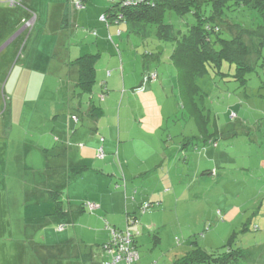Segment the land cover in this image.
Listing matches in <instances>:
<instances>
[{
  "label": "rangeland",
  "instance_id": "obj_1",
  "mask_svg": "<svg viewBox=\"0 0 264 264\" xmlns=\"http://www.w3.org/2000/svg\"><path fill=\"white\" fill-rule=\"evenodd\" d=\"M101 1L104 9L99 23L113 50L106 56H114L119 69L105 66L107 59L104 58L103 79L97 77L94 102L97 106L101 103L102 94H97L98 85L102 80L110 81L108 72H112L113 76L118 73L120 95L117 94L114 112L106 111V116L99 117L101 126L98 139L104 138L107 144L114 142L115 146H125V156L132 161L131 166L138 175L129 178L123 210L118 216L120 221L108 219L109 223L103 222L99 230L107 233L108 228L109 232L110 229L125 232L127 216L137 217L139 226L130 227L132 233L139 232L134 239L141 259L137 264H176L197 249H203L213 256L241 249L248 251L249 256L238 264H264V44L260 46V54H257L259 40L245 36V43L249 47L246 64L252 68L245 75L246 85L231 77L223 79L210 74L199 79L203 93L198 103L210 116L209 128L214 130L216 126L221 133L217 141L218 149L213 145L203 149L195 121L182 106L178 72L170 60L175 45L159 41L155 29L144 40L128 33L124 24L108 26L102 17L112 5L108 0ZM25 9H30L25 0L22 8L10 10L6 5L0 6V14L4 15L0 24H3L5 31H11L12 25L15 31L18 22L19 31H22L25 23L32 19V16L23 18L26 16ZM224 18L247 30L264 27V16L248 10L227 12ZM87 21L82 19L75 28L83 39L66 35L67 32L71 33L69 28L66 33L50 28L46 30L42 21L36 27V20L33 26L25 27L26 30L12 45L17 46L18 55L22 56L18 63L20 67L27 65L25 77L31 84H28L30 91L42 99L26 105L17 101L13 117L9 112L4 116L3 108L4 103H7L9 110L12 106L8 81L18 59L15 58L14 63L7 66L14 47L7 48L0 55V264H61V261L64 264V260L49 263V256L60 251L47 250V247L64 238L70 242L71 238H75L74 231L79 238L83 236L88 242L93 240V234L87 230L88 222L82 217L88 214L76 213L81 204L71 208L74 213H71L67 228L59 232L57 226L61 220L55 216V206H34L25 200L23 190L17 195L22 182L29 188L45 180L32 178L34 173L29 170V161L18 157V153L24 149L16 153L18 145L13 144L18 141L28 143L37 135V124L42 119L38 113L34 115L35 111L52 108V102L62 95L64 87L67 95L71 87L76 88L73 73L76 68L67 66L69 52L84 45L80 57L97 54L87 46L95 39L90 42H86V39L95 36L93 33L98 29L89 27ZM167 21L176 26L184 25L185 28L196 23L191 14L183 19L169 14ZM52 62L53 66H50ZM224 71L234 74L235 67L231 70L225 67ZM149 73L152 76L158 73V76L149 81L146 87L144 77ZM126 75L131 76L129 85L123 81ZM132 84H135L134 87H130ZM109 90L111 95L115 94L113 89ZM146 90L153 94L154 100L144 97L143 101L131 104L134 92ZM125 93L128 95L123 104L120 127L116 122L114 135L110 136L108 126L113 125L110 119L115 113L117 117L119 103ZM86 97L89 98L88 95ZM145 108L148 110L147 116L140 115ZM160 108L164 109L163 124L158 115ZM82 112H85V108ZM82 112L78 113L79 129H92ZM184 137L195 140L187 149L184 146L188 139L181 145ZM10 143L13 147L8 150ZM81 144L89 145L87 140ZM160 154H164L162 162L155 164L156 161H153L145 166L144 162L150 161L149 157L155 155L153 159H157ZM163 168L165 172H162ZM146 175L148 179L144 181ZM160 178L164 185L158 191L161 193L154 196L161 183ZM44 184L48 185V181ZM120 189L125 195L124 188ZM162 193L166 196H162ZM58 198L60 201L63 199V207L67 211L65 197L59 195ZM110 206L114 210L118 204L115 202ZM69 231L72 233L70 237ZM109 235L111 237V232ZM75 241L66 246L69 254L82 248ZM88 242L94 255H99L104 249L101 241L92 245Z\"/></svg>",
  "mask_w": 264,
  "mask_h": 264
},
{
  "label": "crops",
  "instance_id": "obj_2",
  "mask_svg": "<svg viewBox=\"0 0 264 264\" xmlns=\"http://www.w3.org/2000/svg\"><path fill=\"white\" fill-rule=\"evenodd\" d=\"M79 1H82L84 5V8L81 10H77L75 8V4ZM25 3L30 9H25L26 16H24L23 18L27 16L33 17L36 14L35 27L40 21H42V25H44L46 30L50 28L51 30H55L59 33H66V30H68L69 28L71 33L67 32L66 35H68L69 37L73 36L75 39L79 37L83 39L82 34L79 33L78 30H76L78 24H80V21L82 22V19L88 20L87 25L89 27H97L98 32L96 31L93 33L95 34V36L91 35L86 39V42H90L95 39V41H93L94 43L92 42L87 46L92 48L97 52V54L100 55L99 60L96 64V81L97 77L103 79L104 66H102V62L104 58L107 59L105 66L113 67L114 70L119 69L116 58L114 56L110 58L106 56L107 54H110V52H113V50L110 47L111 45H109L108 43L107 34L101 31L102 28L99 23V17L101 16L104 9V3H102L101 0H97L94 3L93 0H25ZM2 5L6 4L1 3L0 6ZM9 9L11 10V8ZM3 18L4 15L0 14V22ZM7 18L11 19L10 17ZM0 25H2L0 26V55L7 48L14 47L15 50L9 55V62H6L7 66H11V63H14L12 61H14L15 58L18 59L8 81V83L10 82L11 86L10 88L12 96L10 103H12V106L10 105L9 110L7 107V103H4L3 108V113L5 112L4 116H7L6 114L9 112L10 117H13V109L15 108L17 101L26 105L30 101L36 102L37 100L42 99V97H38L36 93H32L30 91L31 84L25 77V73L27 75V65L23 67L24 69L20 67V64L18 63L21 60L22 56L20 57L18 55L19 50L17 49V46L12 45L19 38L20 34L26 30V28L23 27L22 31H19L20 22H18L16 24L15 31H13V25L11 31H5L3 24ZM16 31V35L13 36ZM11 35L13 37L9 39ZM110 36L111 35L109 34V37ZM83 46L84 45L75 47L76 49L70 51V55L67 56V66L72 69L76 68L73 71L76 78L75 86L78 81L79 71L77 67L72 66V63L79 59V57L83 54ZM28 62L29 61H27V63ZM50 66H53V62L50 64ZM149 68H151V65L149 66ZM108 73H110V81L104 82V80H102L101 84L98 85L97 90V94L101 95L104 90L103 85L105 84L106 87L108 86V93L106 98L102 101L99 100L101 102L99 107L103 110L101 118L106 116V111L109 112L111 110L114 112V109H116L115 101L117 99V96L120 95V79L118 73H114V76L112 72ZM130 77L131 76L126 75V77L124 78L123 81L126 85H129ZM145 83L146 86L149 82ZM28 84H30V86ZM134 85L135 84H132L130 85V87H134ZM94 88L92 94L88 95L89 98L86 99L87 94L80 95L78 93L79 89L77 88V86L76 88L71 87L70 93H68V95L66 94V87H64V92H62V95L60 94L59 98L52 102L54 103L52 108L44 111L40 110L34 112V115L38 113V116L40 117V119H42L41 122H38L37 124V135L29 140L28 143L22 141L13 143L19 146H17L16 153H18L20 149H24L23 152L21 151L20 153H18V157H23L26 162L29 161V170L34 173L32 178L48 181V185H45V181H43L42 183H36L33 187L29 188L24 186L22 182L16 191L17 195L20 190H23L25 200L30 204H33L34 206L43 205L53 207L55 205L52 199V193L59 192L60 195L65 197V202L67 203L66 209L68 208L67 211L70 214L74 213V211L71 210L74 205H83L84 203L89 202L95 204L98 207V209L94 213H85L88 211H81L80 209L76 211V213L79 212L80 214H88L86 216L82 215V217L86 218V221L88 222L87 230H89L93 234V240H91V242H88L84 240L83 236L79 238L78 233L74 231L75 238H71L70 242L68 238H64L60 242H56L50 247H47V250L60 251V253H54L53 255L49 256V263L53 261L64 260V264H104L106 261H108L109 257L105 253L104 249L101 250L99 255H94L93 251H91V246L89 247L87 242L89 244L91 243V245L98 243L99 241H101L102 245L109 243L111 239L109 235V229L107 228L108 232L106 233L100 231L99 228L102 226L103 222L109 223L108 219L112 222L120 221V218L118 216L123 210V205L128 190L127 185L129 184V178H133L134 175H138L137 170H134V168H132L131 166L132 161H130V159L125 156V146H123L122 144L115 146L114 142L107 144L104 138H101L100 140L98 139V131H100L101 118L96 119V117H93L91 115L92 107L94 105L97 106L94 102ZM109 89H113L115 94L111 95V90ZM25 92H27L26 95L24 94ZM126 94L127 93H125V95H123L122 99L120 100L121 104L119 103L117 117H115V113L114 115L112 114V117L110 119L113 122V125L111 127L108 126V130L109 132H111L110 136L114 135L116 122L118 123V127H120L119 124L121 123V114L123 111L122 108L125 102ZM133 97V100L130 101L131 104L143 101L144 97H150V99L152 98V100H154V96L152 93L149 94V90H146L145 92H134ZM83 108H85V112H82ZM81 112L84 114L86 119L89 120V126L92 129H79V123H76L72 119V116L74 115L79 117L78 113L80 114ZM141 114L147 116L148 110L145 108L143 110V113H140V115ZM158 115L160 117V123L163 124V108H160V112ZM93 123L95 124L94 126ZM188 138L190 137H184L181 145L182 143H184V140ZM102 139H104V141H102ZM84 140L88 141V147L81 144ZM191 142L193 144L195 140H192ZM192 144L184 146V148L187 149ZM211 146V144L203 145V149ZM11 147H13V145L10 143L7 147L8 150H10ZM101 148H103V151L105 153L104 159H99L97 156L98 151ZM119 155H121L120 158ZM154 156L155 155L149 157L150 161L147 160L144 162L145 166L149 163H153V161H156L154 162L155 164H157L158 161L162 162L164 154H160L159 158L157 159H153ZM8 164L9 161L7 162V165ZM37 165H39V167ZM4 166L5 168L7 167L6 162L4 163ZM163 166L164 165L162 164L161 167ZM42 167L44 168V170H42ZM74 167H81L85 170L81 174L73 176L70 173V169ZM165 171L166 170L163 168L162 172ZM38 174H42L44 176H38ZM21 178H23V176ZM147 179L148 176L146 175L143 180L145 181ZM121 181H123V186H121ZM160 181L161 183H159L158 186L156 185L157 189L155 190L154 196L157 195V193H161L158 191L159 189H161L162 185H164V182L162 181V178H160ZM121 187L124 188L125 195H123V193L121 192ZM166 188L167 187L165 186L164 189ZM162 196H166L165 193H162ZM163 198L165 199V197ZM115 202L118 204V211H116V207L113 210V207L110 206ZM60 223L58 225H60ZM68 235L69 237L72 235L71 231H69ZM73 240H76L75 242L77 243L79 242L82 248H79L77 251H72L73 253L69 254L68 248L66 246H68L69 243H71ZM62 250H65V252L62 253ZM60 263L63 264L62 261Z\"/></svg>",
  "mask_w": 264,
  "mask_h": 264
},
{
  "label": "trees",
  "instance_id": "obj_3",
  "mask_svg": "<svg viewBox=\"0 0 264 264\" xmlns=\"http://www.w3.org/2000/svg\"><path fill=\"white\" fill-rule=\"evenodd\" d=\"M113 8L114 6H111L104 14L108 19V26L124 24L128 33L144 40L150 37L151 30L155 29V36L159 41L175 45L170 60L178 72V89L182 106L195 121L200 133L199 141H202L203 145L211 144L217 148L221 133L216 126L214 130L209 128L210 116L198 103L203 93L198 81L210 74L223 79L231 77L241 85H246L245 75L252 68L246 64L249 47L245 43V36L259 40L257 54H260V46L264 44V27L247 30L242 25L230 23L224 17L227 12L240 10H248L264 16V0H144L139 4L118 10ZM169 14L181 19L191 14L196 23L187 25L186 28L184 25L176 26L167 21ZM99 57V54L85 55L72 63V66L77 67L79 71L76 86L80 95L92 94L96 84V64ZM225 67L230 70L235 67V73L224 71ZM103 86L105 88L103 87L100 96L101 101L108 93L106 85ZM102 114L103 110L99 106L92 107L93 117L99 118ZM73 117L77 116H72V119ZM77 119V122L73 120L80 123V119L78 117ZM192 140L186 141L185 146L192 144ZM84 170L81 167H74L70 169V173L76 176ZM59 195V192L52 193L55 216L61 220L60 225H66L71 214L64 209L63 201L58 198ZM87 203L89 202L84 203L80 210L94 213L96 210L90 212L84 208ZM248 256V251L241 249L222 256H213L203 249H197L178 260L176 264H238Z\"/></svg>",
  "mask_w": 264,
  "mask_h": 264
},
{
  "label": "built area",
  "instance_id": "obj_4",
  "mask_svg": "<svg viewBox=\"0 0 264 264\" xmlns=\"http://www.w3.org/2000/svg\"><path fill=\"white\" fill-rule=\"evenodd\" d=\"M144 0H108L112 6H114V10H118L122 7L132 6L134 4H139ZM4 3L9 8H19L23 6V0H0V4ZM75 8L77 10H81L84 8L82 1H79L75 4ZM36 20V16L34 15L29 22L25 23V27L29 28L33 26ZM102 20L105 21L108 25V19L106 16L102 17ZM120 34V32H119ZM157 73L149 74L145 76V82H149L154 80L157 77ZM73 119L77 122V117H73ZM98 158L104 159L105 153L103 149L98 151ZM84 208L88 209L90 212H94L98 209V207L94 204L87 203L84 205ZM127 228L125 232L116 231L114 229H110L111 232V239L109 243L104 245V251L109 257V260L106 261L104 264H137L140 261V255L137 251V248L134 246V239L139 235V232L132 233L130 227L132 226H139V222L137 217L127 216ZM67 225L62 224L58 227L59 231L65 230ZM155 264V263H154Z\"/></svg>",
  "mask_w": 264,
  "mask_h": 264
}]
</instances>
